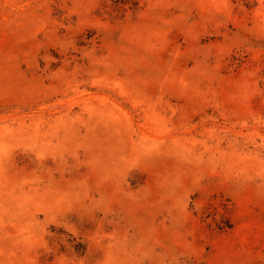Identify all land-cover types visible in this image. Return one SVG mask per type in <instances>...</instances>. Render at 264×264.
Here are the masks:
<instances>
[{"label":"rangeland","instance_id":"obj_1","mask_svg":"<svg viewBox=\"0 0 264 264\" xmlns=\"http://www.w3.org/2000/svg\"><path fill=\"white\" fill-rule=\"evenodd\" d=\"M0 264H264V0H0Z\"/></svg>","mask_w":264,"mask_h":264}]
</instances>
